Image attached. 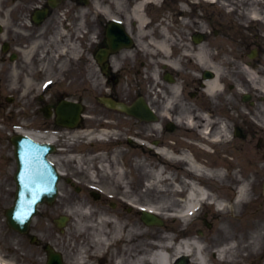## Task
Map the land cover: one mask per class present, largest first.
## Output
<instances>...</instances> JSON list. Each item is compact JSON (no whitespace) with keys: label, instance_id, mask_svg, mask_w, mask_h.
I'll list each match as a JSON object with an SVG mask.
<instances>
[{"label":"flooded vegetation","instance_id":"obj_1","mask_svg":"<svg viewBox=\"0 0 264 264\" xmlns=\"http://www.w3.org/2000/svg\"><path fill=\"white\" fill-rule=\"evenodd\" d=\"M147 1L101 0L103 6L94 7V0H58L53 5L51 0H0V110L20 111L17 115L20 122L30 125L38 121L45 106L53 107L61 100L59 92L55 93L54 98L44 100L43 96L38 95L35 85L28 86L29 79L23 75L28 74L30 68L42 70L49 64L38 62L41 54L28 56L26 48L34 49V45L40 43L46 45L44 50L50 51L56 59H62L61 47L73 43L78 48L73 51L72 56L88 63L95 59L101 47L108 46L110 29H121L131 36L134 46L105 56L104 60L108 66L106 72L102 67V73L112 78V85L117 86L119 79L125 76L127 61L142 56L140 40H149L153 45L166 44L170 61L183 58L188 65L198 59L201 63L198 73L199 86L194 85L195 79L193 86L189 80L184 82L185 86L193 88L191 95L197 96L201 106L206 105L208 107H204L211 111L212 107L226 122L236 121L233 127L241 128L242 138L234 134L233 141L247 143L246 145L255 144L249 147L240 145V151L256 150L264 158V104L254 102L253 92H249L252 90L250 82L239 76L237 69L229 64V75L246 86L244 96L235 92L236 84H228L222 93L217 92L213 98L209 97L205 90L206 80L215 77L212 67H222V61L235 58L241 63L249 62L252 66L254 60L251 53L256 44L244 38L240 39L242 53L239 47H231L232 43L238 42V37L228 31L221 35V27L224 26L225 30H228L229 24L222 22L221 13L207 0H149L148 4ZM137 4H142L137 9L148 22L145 30H148L149 37L142 38L139 33L138 16L134 11ZM37 9L48 10V15L41 18L40 22L34 21ZM117 21L121 22L116 24ZM29 31L33 33L32 36ZM35 31L41 34L37 42L33 38ZM223 42H226L227 46H224ZM258 47L256 57L259 60L264 58V51L260 49L261 45ZM152 49L153 70L157 73L160 70L159 50L155 47ZM56 66L58 70H66V67L63 69L59 63ZM168 70L173 69L162 65L164 80ZM176 76L179 79L178 71ZM70 80L76 81V76H72ZM120 92L118 89L111 93L119 96ZM213 100L216 102L213 103ZM216 113L212 111L213 116H217ZM255 123L259 126L256 127Z\"/></svg>","mask_w":264,"mask_h":264},{"label":"bare ground","instance_id":"obj_2","mask_svg":"<svg viewBox=\"0 0 264 264\" xmlns=\"http://www.w3.org/2000/svg\"><path fill=\"white\" fill-rule=\"evenodd\" d=\"M255 13L263 19V16L257 14L258 11ZM251 74L252 72H249V75ZM256 76L254 70L251 78L254 82L257 81ZM208 85L210 91L220 88L218 79L209 81ZM263 85L264 81L262 88H264ZM174 97L165 100V105L163 104L164 106L160 108L165 120L171 117V108L176 104ZM177 119L176 121L184 126L185 131L192 132L188 137L196 136L197 129L208 125L202 122L203 118L200 115L192 111ZM160 123L162 120L148 123L145 126L147 134L152 133L150 135L158 138V133L155 135L154 132L160 130ZM217 125L220 126L214 134L215 140L229 132L226 125L220 123ZM147 134L144 135L147 136ZM49 139L55 140V136L52 135ZM181 140L182 144L188 145L185 138ZM171 146L177 147V143ZM160 151L167 157L166 165L162 162L153 164L148 158L137 161L136 165L143 171L141 176L146 180L148 189L155 192L158 197L157 201L151 200L147 203L151 207L149 209L154 208L153 211L166 215L167 219H173L175 227L178 224L173 218L174 212H184L189 222V218L196 213V207L202 200H215L221 205L218 199L225 200L232 195L235 186L224 181L226 178L224 174L220 178L222 171L219 168L203 167L193 160L189 152L184 151L182 158L190 162L194 172L185 171L175 164L177 162L171 151L165 148ZM117 152L119 155L123 154L122 150ZM112 163L119 165L116 157ZM109 166L102 165V169L108 170ZM175 168L181 171H176ZM114 175L118 186L121 184L127 189L126 170L118 166ZM207 177H213L216 181L212 186L214 193L208 191ZM238 184L240 191L238 200L217 211L221 216L217 230L207 236L189 233L185 241H178L180 234L171 233V229L166 228L155 232L145 228V225L138 219H121L109 211L95 209L85 202H81L79 206H56L49 211L46 217L61 211L76 214L74 222L70 223L68 231L64 234L65 241L71 242L77 235H83L89 231L88 235L93 243L89 241L87 245L93 247L97 255L102 253L103 247H107L110 252L109 257L114 258L115 264H177V261L183 257L187 258L185 264H249L250 259L259 253L264 244V211L258 214L249 211V207L253 208L255 202L248 188L251 183L249 181ZM182 193L186 194L182 195ZM40 224L44 229L48 228L43 221ZM108 226H110L109 229H107ZM117 245H119V252L114 255L112 247ZM85 246L76 250L78 264H92L83 255L87 251ZM9 264L17 263L10 261ZM108 264H114L113 259Z\"/></svg>","mask_w":264,"mask_h":264},{"label":"rangeland","instance_id":"obj_3","mask_svg":"<svg viewBox=\"0 0 264 264\" xmlns=\"http://www.w3.org/2000/svg\"><path fill=\"white\" fill-rule=\"evenodd\" d=\"M236 1H237V3L240 4L241 9H244V7L246 8L247 6L250 8L252 7L251 6L252 0H236ZM257 1H259V0H257ZM260 2H261V6L263 7V10H264V0H261ZM246 4H248V5L246 6ZM218 9H219V11H221L222 14H225V12H226L225 8L219 7ZM223 17H225V16H223ZM262 29H264V27H262ZM130 85L131 84L129 82H126L125 88L127 90H130V89H128V88H131ZM150 86H151L150 82L146 81L144 84V87H143L145 90L140 89L141 92L152 90L150 88ZM136 91H138V89H134L132 92L136 93ZM168 92H170V91L168 90ZM137 93H140V92H137ZM163 93H164V91H163ZM188 100H190V99L187 98V101ZM91 107H92V109H91L92 114L90 113L91 115H97L98 118H103L102 116L109 117V115L105 116V115H107V112H108L106 109H104L100 106H94V105ZM102 112L105 114H102V115L96 114V113H102ZM108 114H110L111 117L118 118V120H123V118L125 117L123 114L120 115L116 112H114V113L111 112ZM121 125H122V127L125 128V131L122 130V132H125V134L123 133V135L128 136L127 133L129 132V130H126V129H129V128L126 127L125 124H123V123ZM137 125H140V122H137ZM176 131L177 130H175L173 133H175ZM122 132H117V134L121 136ZM133 132L134 131H132L130 133L133 134ZM2 134L5 135L6 133L3 132ZM166 137H167L166 134L162 136L164 141H166V139H167ZM122 147H123L122 149H123L124 153L127 152V154L125 156L129 161H131L132 156L140 153L137 151L136 146L126 144V142L124 143V145ZM224 149L231 151L230 146H228L226 144V145L221 146V147L219 146L217 148V152L215 154L221 155V153L224 151ZM3 150L5 151V154H8L7 146H5V148H3ZM0 153H2V152H0ZM124 153H123V156H121L119 158L120 163H123V161H126L124 158ZM56 158L60 159V161H61L60 167H62L64 170L69 171V170L74 169V166H75L73 164L74 161L72 159L70 161V157L68 159H66V158H64V156L59 155V156H56ZM151 161H154V159H152ZM91 162H92V159H91ZM134 162H136V160ZM86 163H88V165H90V168H91V166H93L92 163L90 164V160H87ZM11 166H12L11 168L8 167V171H9L8 173L0 174V257L1 258L4 257V258H8V259L11 258V260H18V262L21 264H42L41 260L43 258H40V256H36L35 262L32 263V259L34 257L33 253H35L36 251H40V250L37 248V246H35L34 244H32L30 242V238H25L24 236L19 234L17 231L8 227L6 224L4 210H5V208H7L8 204L11 201V195L13 194V189H14V181H13V175L12 174L15 171V164L13 161H12ZM1 167H2V160L0 159V168ZM95 167H96V165H95ZM109 168L111 169L110 174H107L106 172H101V171L96 172V169L95 168L93 169L95 171V174L97 175L96 177L99 178L98 183L101 186L107 185V188H110V190L112 192H114L115 194H118L119 196H122V194H124V189H122V187L117 185L118 182L116 181V177L112 174V171H114L116 167L112 168L109 166ZM242 168L245 169L246 166L242 165ZM125 169L127 172L126 179L129 182V187L131 188L132 193L134 191H138V192L142 191L141 192V193H143L142 197H139V198H142V202H145L146 200H155V201L158 200L157 194L155 192H149V191L145 192L146 189L143 187L144 179H142L141 176H139L141 174V169L138 168L137 165L135 166L132 162H127V164L125 165ZM79 176L81 179L83 178L82 173ZM65 181L66 180L61 181L62 196L59 197L60 201L67 200L69 198L73 199L74 201H78V200H82V199L90 200L89 191L87 189H85L84 192H76ZM210 183L213 186V183L212 182H210ZM255 183L256 184L253 188V195H254V197L257 198V202H258V200L264 201V193L262 191L261 181L259 180V178H258V180L256 179ZM118 187H120V188H118ZM5 188L9 189V193L5 192ZM260 207L261 206L259 205V203L256 204L254 211L258 210ZM40 208L44 209L45 207H43V205H42V206H40ZM115 211L123 214L124 216H128V217L135 216V213H136L135 211H133L132 213H129V212H127V210H124L122 207L116 208ZM38 218H39L38 216L35 217V219L32 223V227L36 226L35 223H36ZM208 218L213 223L211 228L208 227L207 225H205L203 221H197L196 225L194 226L196 228L193 229L192 231L198 232V229H202L203 234H204L203 236L212 235L217 229L218 219L212 218L211 215H209ZM178 224H180V222ZM171 226H173V225H171ZM151 227H153L155 230H158V232L162 231V229H164V226H158V225L151 226ZM165 228H167V227H165ZM33 232H35V231H33ZM17 248H18V250H16ZM254 259L256 260L257 257L252 258V260H251L255 263ZM262 261L264 262V259ZM261 262L259 264H261ZM254 263H252V264H254ZM256 263H257V260H256Z\"/></svg>","mask_w":264,"mask_h":264},{"label":"water","instance_id":"obj_4","mask_svg":"<svg viewBox=\"0 0 264 264\" xmlns=\"http://www.w3.org/2000/svg\"><path fill=\"white\" fill-rule=\"evenodd\" d=\"M9 216H11V212H9ZM18 227H20V226H18ZM27 227V224H26V226H25V228ZM20 228H22V227H20ZM25 228H23V229H25Z\"/></svg>","mask_w":264,"mask_h":264}]
</instances>
